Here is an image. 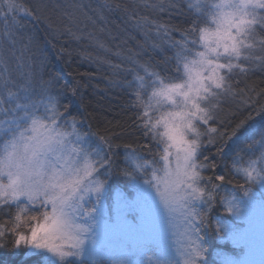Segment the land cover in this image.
<instances>
[{"label": "snow or ice", "instance_id": "6c2138e0", "mask_svg": "<svg viewBox=\"0 0 264 264\" xmlns=\"http://www.w3.org/2000/svg\"><path fill=\"white\" fill-rule=\"evenodd\" d=\"M105 11L143 38L117 46L120 63L94 58L131 113L119 133L73 111L78 88L37 79L22 22L108 53L78 28L82 15L103 32ZM254 77L264 84V0H0V249L34 264H264Z\"/></svg>", "mask_w": 264, "mask_h": 264}, {"label": "trees", "instance_id": "16d2710c", "mask_svg": "<svg viewBox=\"0 0 264 264\" xmlns=\"http://www.w3.org/2000/svg\"><path fill=\"white\" fill-rule=\"evenodd\" d=\"M45 2L54 4L63 3L64 0H45ZM79 2L97 7L104 0H79ZM111 2L115 4L120 0H111ZM123 2L131 3L132 0H123ZM89 14L91 15V13ZM104 15L107 17V25L103 32L99 30L101 27L99 23L93 25L82 15L78 28L83 30L85 36L91 33L96 39L103 41L112 50L108 53L93 46L87 38L80 41L71 40L67 36L54 38L46 31V23L43 18L35 20L25 17L22 22L25 25L26 34L32 38L31 55L35 57L37 79L42 77L45 81L52 80L56 89H62L65 92L72 87L78 88L79 91L73 101V111L78 109L80 115L91 123L93 131L111 128L114 132L119 133L131 113H128L123 107L125 99L123 95L118 93V90L108 87L105 79L106 73L94 62V58L107 57L114 64L120 63V60L113 54L117 51V46L134 49L138 42L143 43V38L137 33L121 31L124 27L122 12L105 11ZM53 22L57 25L60 23L56 17H53ZM110 34L116 39L110 38ZM149 54L151 55V52ZM144 59H148V56H145ZM152 59L159 60L160 57L153 55ZM10 63L12 74L15 77L17 75L15 61ZM106 67L107 65H105ZM254 80L259 85L257 91L259 88H264V84H260L259 77H254ZM256 100H259V104L255 107L264 105V97L255 95L248 103L254 104ZM252 114L255 115V112L253 111ZM125 140L126 137L117 142L123 143ZM219 247L224 251L231 248L221 245ZM208 259L211 261L213 257L209 256ZM0 264H34V262L17 250L5 248L0 249Z\"/></svg>", "mask_w": 264, "mask_h": 264}, {"label": "rangeland", "instance_id": "374dc122", "mask_svg": "<svg viewBox=\"0 0 264 264\" xmlns=\"http://www.w3.org/2000/svg\"><path fill=\"white\" fill-rule=\"evenodd\" d=\"M221 246H223L222 244H220ZM229 247H231V245H228ZM216 249L213 250V252L215 251ZM212 257V256H211ZM210 261V260H209Z\"/></svg>", "mask_w": 264, "mask_h": 264}]
</instances>
